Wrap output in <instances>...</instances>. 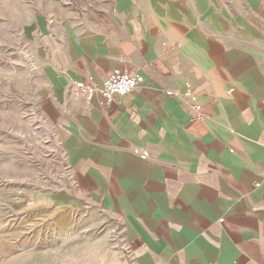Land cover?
I'll return each instance as SVG.
<instances>
[{
  "label": "crops",
  "instance_id": "0c3cea01",
  "mask_svg": "<svg viewBox=\"0 0 264 264\" xmlns=\"http://www.w3.org/2000/svg\"><path fill=\"white\" fill-rule=\"evenodd\" d=\"M72 1L25 26L48 127L0 148V264H264L263 1Z\"/></svg>",
  "mask_w": 264,
  "mask_h": 264
},
{
  "label": "rangeland",
  "instance_id": "374dc122",
  "mask_svg": "<svg viewBox=\"0 0 264 264\" xmlns=\"http://www.w3.org/2000/svg\"><path fill=\"white\" fill-rule=\"evenodd\" d=\"M72 6V0H0V148L9 141L13 161L21 146H29V155L42 151L47 124L38 111L40 78L32 46L25 38V26L38 12L52 8L53 2ZM72 2V3H71ZM51 3V5H50ZM36 166V158L30 164ZM13 180L20 179L14 165ZM1 175H8L4 168ZM36 167L29 169L30 180L36 178Z\"/></svg>",
  "mask_w": 264,
  "mask_h": 264
},
{
  "label": "built area",
  "instance_id": "2783aa9c",
  "mask_svg": "<svg viewBox=\"0 0 264 264\" xmlns=\"http://www.w3.org/2000/svg\"><path fill=\"white\" fill-rule=\"evenodd\" d=\"M264 3V0H262ZM139 79L136 75L119 69L114 70L104 81L102 86L86 82L84 79L76 80L72 85L75 94H84L92 98L95 94L103 97L105 104L111 105L114 100L125 97L136 89ZM196 110L201 109V105L195 106ZM198 118L201 115L198 114Z\"/></svg>",
  "mask_w": 264,
  "mask_h": 264
}]
</instances>
